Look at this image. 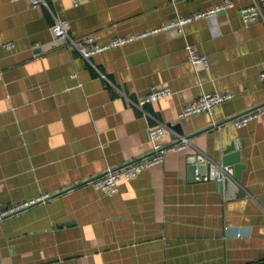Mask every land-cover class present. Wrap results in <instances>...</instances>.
<instances>
[{"label":"crops","instance_id":"0c3cea01","mask_svg":"<svg viewBox=\"0 0 264 264\" xmlns=\"http://www.w3.org/2000/svg\"><path fill=\"white\" fill-rule=\"evenodd\" d=\"M0 0V264H256L264 260V113L243 126L228 117L264 101V23L228 10L183 32L141 35L175 14L223 0ZM103 44L137 35L88 59L57 39ZM6 43H12L7 47ZM206 56L194 67L186 45ZM151 85L172 93L139 106ZM230 91L211 112L180 115L203 91ZM176 132L164 160L104 193L88 179L153 146L148 128ZM234 149L224 152L227 146ZM237 150V151H236ZM237 152V154H236ZM238 155L234 168L220 161ZM193 156L233 181L191 177ZM236 190H243L236 194Z\"/></svg>","mask_w":264,"mask_h":264},{"label":"built area","instance_id":"2783aa9c","mask_svg":"<svg viewBox=\"0 0 264 264\" xmlns=\"http://www.w3.org/2000/svg\"><path fill=\"white\" fill-rule=\"evenodd\" d=\"M32 6L48 5L46 0H27ZM73 4H77L80 0H71ZM234 6L232 0H223L215 3L211 7L204 10H197L187 15L175 14L173 17L164 20L160 25L151 28L150 30L141 33H156L162 30L177 29L183 32L184 25L190 21L199 19L201 17L220 13L228 10ZM242 22L247 25L252 22L260 21L264 23V0H251L250 3L239 10ZM52 32L57 39L67 43L70 49L77 51L82 57L88 59L91 55L102 50L123 45L132 40L137 35L115 36L106 43H97L91 36L74 37L70 33L69 22L65 18H56L52 26ZM7 47H11L12 43H6ZM189 60L194 67L198 65L208 66L206 56L197 53L189 44L186 45ZM259 79L264 85V70L259 72ZM172 93L171 87L151 85L148 91L137 99L130 100L133 103L142 106L146 102L154 101L159 98L168 96ZM232 97V92L212 90L203 91L197 97L184 104L180 111V115L190 114L199 111L211 112L215 104ZM264 113V101L256 103L248 108L240 110L228 119L236 126H243L250 120L258 118ZM169 129L168 125L164 123L156 124L148 128V135L153 140L152 148L143 153L141 156L127 160L118 165H107L99 173L94 174L88 180L92 182L94 187L104 193H114L118 188V182L121 179H129L138 175L144 168L164 160L165 149L167 145H171L176 149H182L190 143V137L183 133H177L169 144L160 142L165 132ZM196 173H199L196 170ZM231 175V173L221 167L216 170L214 177L221 180L224 176ZM256 264H264V260Z\"/></svg>","mask_w":264,"mask_h":264},{"label":"water","instance_id":"95a60500","mask_svg":"<svg viewBox=\"0 0 264 264\" xmlns=\"http://www.w3.org/2000/svg\"><path fill=\"white\" fill-rule=\"evenodd\" d=\"M232 149H234V146L231 144V146H227L224 149V152L230 151ZM236 154H237V152H236ZM220 162L223 165H227L228 168L233 167L234 168V176H235V178H238V176H239L238 171L239 170H237V167L239 168V166H240L237 164V163H239L238 155H236V157L231 159V160L226 158V156L222 157ZM188 170H189L191 177H193V179H194V178H208V177L214 176L217 169H216V164L211 159L206 160V159L200 158L198 156H193L189 161ZM196 170L199 173H196ZM231 178L232 177L230 175H226L222 178V180L224 181V183H227L228 181L235 182ZM239 192L243 193V190H240V191L236 190V194Z\"/></svg>","mask_w":264,"mask_h":264}]
</instances>
